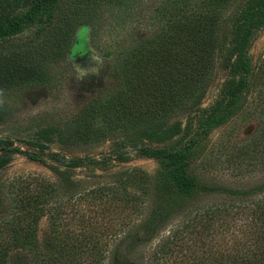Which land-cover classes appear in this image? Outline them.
<instances>
[{
	"label": "trees",
	"instance_id": "16d2710c",
	"mask_svg": "<svg viewBox=\"0 0 264 264\" xmlns=\"http://www.w3.org/2000/svg\"><path fill=\"white\" fill-rule=\"evenodd\" d=\"M96 1L0 0V38L7 39L23 23L46 15L35 38L10 40L0 50V75L9 70L19 78L39 75L48 59L64 58L76 25ZM237 1L205 0L197 12L183 14L160 32L123 45L112 60L120 82L103 106L116 114L112 123L121 130L109 136L111 142L102 153L67 156L69 137L63 135L58 140L61 147L44 154L11 141L3 143L0 205L5 186L15 188L17 199L8 220L0 222L5 230L0 264H102L104 246L109 243L103 264H139L130 258L131 253L150 242L170 220L189 212L191 203L215 194L247 200L264 192V180L249 186L224 185L190 171L211 130L244 107L252 86L251 47L264 29V0L234 5ZM24 6L28 10L19 13ZM218 64L225 78L213 100L204 105ZM184 120L192 128L189 136L166 142L180 133ZM17 155L44 163L59 182L23 177L5 183L3 172ZM135 157L165 162L152 175L119 166ZM116 184L136 185L132 194L142 196L147 212L128 231L107 236V228L99 222L103 211L94 207L115 199ZM75 193L78 198L70 203ZM208 209L209 214H200L205 217L196 220L202 227H206L203 218L208 227L216 219L245 212L250 223L237 247L195 264H264V196L248 205L220 203ZM43 217L47 229L41 225ZM106 237L113 240L104 241Z\"/></svg>",
	"mask_w": 264,
	"mask_h": 264
},
{
	"label": "rangeland",
	"instance_id": "374dc122",
	"mask_svg": "<svg viewBox=\"0 0 264 264\" xmlns=\"http://www.w3.org/2000/svg\"><path fill=\"white\" fill-rule=\"evenodd\" d=\"M204 1L98 0L89 6L87 14L81 17L82 22L76 25L64 58L48 59L41 66L39 75L19 78L10 70L5 72L6 75H0V147L11 141L14 145L44 154L59 149L58 140L63 135L69 137L67 156L98 155L105 151L111 142L109 136L121 130L112 123L116 114L103 109L109 94L120 82L112 60L128 41L160 32L179 16L197 12ZM243 1L238 0L234 5ZM27 10L28 7L24 6L17 11L25 13ZM45 20L46 15L36 16L32 22L23 23L9 38H0V50L10 40L27 42L35 38L36 30ZM251 55L254 73L244 107L226 123L211 130L190 169L210 183L249 186L264 180V29L253 42ZM224 78L225 70L218 64L212 71L213 82L203 100L204 105L213 100ZM191 129L184 120L180 133L172 135L166 142L184 140ZM41 146L42 149L44 146L50 148L42 151ZM164 162L135 157L119 166L136 167L152 175L163 167ZM23 177L59 182L44 163L17 155L3 172V178L6 183ZM135 186L116 184L115 199L95 205V210L103 211L99 222L107 228V236L128 231L147 212L142 196L132 194ZM14 189L5 186L0 222L8 220L11 215L17 199ZM77 195H73L70 203L76 202ZM263 196L264 192L247 200H238L215 194L193 202L189 212L170 220L150 242L132 252L130 258L139 264H195L231 251L242 242L245 228L249 227L250 217L245 211L231 214L223 221L216 219L208 227L206 221L203 222L206 218L201 221L206 227L196 220L205 217L200 214H209L208 208L220 203L248 205ZM43 219L45 224L41 225L47 229V220ZM0 227L1 240L5 233L2 223ZM202 239L205 243H201ZM112 240L110 237L104 239ZM110 244L104 246L102 264L107 261L106 249Z\"/></svg>",
	"mask_w": 264,
	"mask_h": 264
}]
</instances>
